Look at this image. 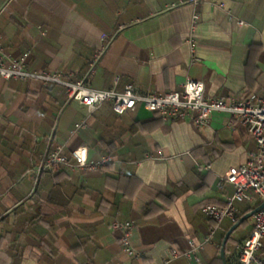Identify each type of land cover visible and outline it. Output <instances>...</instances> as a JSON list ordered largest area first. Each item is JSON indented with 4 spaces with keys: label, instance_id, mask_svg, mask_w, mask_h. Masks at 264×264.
Instances as JSON below:
<instances>
[{
    "label": "crops",
    "instance_id": "1",
    "mask_svg": "<svg viewBox=\"0 0 264 264\" xmlns=\"http://www.w3.org/2000/svg\"><path fill=\"white\" fill-rule=\"evenodd\" d=\"M179 1L185 0H0L4 56L28 53L29 70L78 78L104 48L87 79L92 89L121 92L133 84L163 94L190 79L211 98L260 95L264 0L167 9ZM194 13L192 63L186 39ZM55 146L66 153L85 147L89 160L113 161L101 171L58 167L36 175ZM256 149L227 113L209 127L163 120L141 107L118 116L107 103L88 113L62 87L0 79V264H159L170 249L187 251L190 243L203 245L170 264H222V241L234 224L224 220L203 243L214 223L201 209L225 205L234 188L222 177ZM262 203H238V215ZM247 220L225 244L227 264L252 229L251 219L236 235ZM114 221L132 223L137 256L123 252Z\"/></svg>",
    "mask_w": 264,
    "mask_h": 264
},
{
    "label": "built area",
    "instance_id": "2",
    "mask_svg": "<svg viewBox=\"0 0 264 264\" xmlns=\"http://www.w3.org/2000/svg\"><path fill=\"white\" fill-rule=\"evenodd\" d=\"M210 0H185L168 5L167 9L177 8L184 4L196 6ZM198 15L192 14L190 28L186 42L194 57L193 33L196 28ZM243 23L239 22V25ZM104 48L96 51L90 61L86 74L82 77L72 78L59 71H32L27 67L29 54L25 53L18 58H5L0 38V79L35 82L41 86L56 85L62 87L68 100L78 102L84 106L88 113H92L101 105L107 103L110 110L118 116L136 107L157 115L163 120H188L195 126L209 127L215 125L223 113L235 118L255 141L257 149L251 153L245 163L239 167H230L221 181L234 188L233 194L228 197L223 207L206 205L202 213L214 223V228L208 233L203 243H208L219 225L224 220L233 221L238 214V203H252L254 198L264 202V91L258 95H251L244 100H236L230 96L211 98L205 95L204 85L201 82L186 80L180 91L156 94L150 91H141L133 84H127L121 92L114 88L106 90L92 89L87 85V79L94 72ZM117 78L114 79V84ZM85 127V121L76 124L72 134ZM113 161L109 155L98 160H89L85 147H79L66 153L62 146L49 149L36 169V175L45 170L65 167L70 170L84 172L101 171ZM252 229L249 235L238 245L235 264H264V255L260 254L262 239L264 238V208L252 215ZM113 231L120 232V244L123 252L128 256L136 255L131 243L130 234L132 223H111ZM203 244H189L187 251L172 248L167 258L159 264H170L178 258L190 259L191 255ZM137 256V255H136Z\"/></svg>",
    "mask_w": 264,
    "mask_h": 264
},
{
    "label": "water",
    "instance_id": "3",
    "mask_svg": "<svg viewBox=\"0 0 264 264\" xmlns=\"http://www.w3.org/2000/svg\"><path fill=\"white\" fill-rule=\"evenodd\" d=\"M264 208V202L262 204H260L258 207H256L255 209H253L251 212L247 213L246 215H244L243 217H241V219L236 223L234 224L231 229H229L227 231V233L225 234L224 238H223V241H222V245H221V248H220V259H221V262L222 264H227L226 263V260H225V256H224V247H225V244L229 238V236L231 235V233L234 231V229L237 228V226L244 222L245 220L249 219L252 217L253 214H255L256 212L262 210Z\"/></svg>",
    "mask_w": 264,
    "mask_h": 264
},
{
    "label": "trees",
    "instance_id": "4",
    "mask_svg": "<svg viewBox=\"0 0 264 264\" xmlns=\"http://www.w3.org/2000/svg\"><path fill=\"white\" fill-rule=\"evenodd\" d=\"M252 211V209L251 208H249V209H247V211H245L244 213H242L241 215H236L235 216V219L233 220V221H231L232 222V224H235V223H237L240 219H241V217H243L244 215H246L247 213H249V212H251ZM229 239V238H228ZM236 261V260H235ZM235 261L232 263V264H235Z\"/></svg>",
    "mask_w": 264,
    "mask_h": 264
},
{
    "label": "rangeland",
    "instance_id": "5",
    "mask_svg": "<svg viewBox=\"0 0 264 264\" xmlns=\"http://www.w3.org/2000/svg\"><path fill=\"white\" fill-rule=\"evenodd\" d=\"M251 222V219H248L243 225H242V227H244V228H240L241 230H239L237 233H236V235L237 236H239V235H243L244 234V232H245V230L248 228V225H249V223ZM244 229V230H243ZM241 231V232H240Z\"/></svg>",
    "mask_w": 264,
    "mask_h": 264
}]
</instances>
